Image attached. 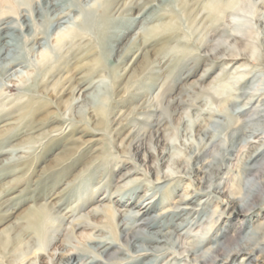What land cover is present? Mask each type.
Instances as JSON below:
<instances>
[{"label": "rangeland", "instance_id": "rangeland-1", "mask_svg": "<svg viewBox=\"0 0 264 264\" xmlns=\"http://www.w3.org/2000/svg\"><path fill=\"white\" fill-rule=\"evenodd\" d=\"M104 1L53 0L52 4L58 5L57 10L50 5L43 12L37 0L0 1V32L11 22L26 20L30 24L23 33H14L20 36L19 48L8 52L19 59V66L5 71L3 67L8 62L0 61V131L12 125L21 132L15 137L11 136L15 132L5 134L0 140V163L11 159L18 165L26 164L23 172L21 168L7 166L1 170L0 164V190H9L6 199L11 206L8 211L11 217L2 223L0 232L21 223L20 219L35 207V196L54 200L64 193L68 195L64 203L57 205V212L49 221V243L45 251L18 263L68 264L67 259L77 255V261L71 260L69 264H131L136 261L147 264L154 258L138 257L134 249L122 245L124 238L120 232L131 227L134 220L133 227L140 224L155 227L146 230L145 235L158 231L171 233V240L179 238L181 244L176 250L181 253L200 245L198 254L206 255L217 241L228 242L230 250L252 229L259 227V235L264 238V209L260 213L258 209L249 211L244 216L237 211L241 200L248 195L247 167H264V134L245 140L239 137L247 128L257 124L264 126V122L256 121L253 116L257 110L264 112V65L252 62L264 38V0H256L257 20L253 33L245 37L244 45H251L256 52L244 59L228 56V51L202 52L197 46L205 32L202 26L195 32L193 27L189 30L183 24V32L188 35L178 38L177 45L185 46L189 53L179 55L174 63L176 70L171 69L174 88L164 98L170 100L169 112L149 108L156 103L166 82L164 78L156 82L149 79L150 69L155 73L161 69L158 62L144 74L138 69V79L128 84L126 96L117 95L112 102L113 109L108 104L112 75L117 74V78L122 79L131 69L132 53L136 52L131 45L142 32L146 17L138 16L137 6L124 14L108 13ZM62 11L68 16L59 23L54 21ZM230 23L237 25L239 21L230 18ZM244 29L248 30V26ZM34 37L39 45L31 40ZM109 41H114L113 48ZM88 42L92 44L89 49ZM94 46L103 56V68H98L91 78L81 83L74 102L67 91L64 98L71 105L60 110L55 103L56 96L46 87L70 75L79 79L80 72L75 70L94 54L91 51ZM243 51L246 50L243 48ZM62 58L68 59L67 63ZM132 72L126 75L125 82ZM67 86L66 83V90ZM45 89L47 95L43 94ZM63 89L60 87L59 91ZM95 90L99 97L92 102L86 96L94 94ZM88 105L109 109L104 127L96 128V124L88 120ZM20 106H24V110ZM32 118H35L34 129L29 131L27 121ZM236 123L244 124L242 131L234 130ZM38 133L45 136L37 144L22 142L28 134ZM123 138L124 143L133 139L130 152L121 149L119 142ZM7 139L11 140L6 142ZM75 144L81 147L77 155L56 167V160ZM214 163L222 165L219 177L205 184V176L210 174L209 167ZM45 167H49V171L42 178L39 175ZM38 187L40 190L36 191ZM211 191L217 194L210 197ZM185 207L190 209L184 212ZM108 211L114 215L112 221L107 216ZM189 211L192 213L187 215ZM242 224L244 229L238 232ZM108 249L110 255L120 249L118 256L106 258L103 252ZM162 259L166 260L161 264H185L174 259V255ZM222 259L223 256L215 264H222ZM263 259L264 255L256 260ZM3 261L0 258V264H7ZM250 263L241 255L228 264Z\"/></svg>", "mask_w": 264, "mask_h": 264}, {"label": "bare ground", "instance_id": "bare-ground-1", "mask_svg": "<svg viewBox=\"0 0 264 264\" xmlns=\"http://www.w3.org/2000/svg\"><path fill=\"white\" fill-rule=\"evenodd\" d=\"M37 1L40 3L39 8H41L42 12L43 10H46L47 7H50V5H52L51 7L54 8V10H57L58 8V5L52 4L53 0H37ZM104 2L106 5L105 10L108 11V13L116 12L118 14H124L127 11H131L132 7L137 6L138 16H140L141 19L146 17V22L144 23L145 26L141 28L142 32L131 45V46H134V48L136 49V52H133V53L131 52L132 55H134L133 64L129 66L131 67V69L125 72L122 79L121 77H119L118 79L116 76L117 74L112 75L113 80L111 81L113 85H112V91L110 92L111 97L109 99L108 96H105L107 98L106 100L109 99L108 104L110 103V106L112 109L114 108V106H112L114 105L112 103L113 99L117 97V95H120V94H122L120 97L126 96V92H128L127 91L128 84L133 82L132 79H135V78L138 79L137 74L139 72L140 74L146 73L147 70L151 68L150 67L151 65L158 62V65L159 67L161 66V69L159 70L158 73L153 72L152 70L153 68L150 69L149 73L151 74H150L149 79L156 82L160 80V78H164L166 79L167 83L165 82V84L162 86L161 93L158 95L156 103L152 104L149 108L153 109L154 111L162 110L163 112H169L171 110L170 100H167V101L164 100V98L167 95V92L168 93L173 92L172 88H174L171 85L172 80L170 78L171 76L170 72H171V69L176 70V67H175L176 65H174V63L176 62V60H178V56L189 53L188 48H186L185 46L179 47V45H177V42L179 43V41H177L178 38H180L181 36L186 37V35H188L185 32H183V27H182L183 24L186 25V28H188L189 30L190 28L193 27V30L195 32L202 26V31L204 30L205 32L199 38L200 40L197 44L198 48L201 49L202 52L211 53V52H216L217 50L218 53L220 54V52L228 51L229 53L228 56H231L233 58H235V56L241 57V59H244L246 58V56L252 55L256 52L255 49L253 50L251 45H248V46L244 45L245 37H249V35L253 33L254 21L257 20V14H258L259 7L257 6L256 0H176L175 2H177V4L175 2H172L171 0H105ZM49 9H48V12H49ZM201 14H203L202 17H200ZM153 15L155 16V18L157 17L155 21L153 20L154 18ZM67 16L68 15L62 11L58 15V17L55 16L56 18L53 20L59 23L61 20H63ZM42 17L44 18V14H42ZM230 18L237 19L239 23L237 25H233V24L231 25ZM29 25H30L29 22L26 20L24 23L11 22V23L6 24L3 27V30L0 32V61L2 60V61L8 62V64H5L6 67H3L5 71L9 68H13V67L15 68L16 66H19V59L13 55H10V53L8 52L10 50H13L15 52L17 48H19L17 46H18V41H20V36H16L14 33H17V32L20 34L23 33L22 31L24 30V28L29 27ZM246 26H248V30L244 29V27ZM231 33L235 35L233 36ZM31 40L34 42L35 45H39V40L37 39V37H34ZM110 43H111V47L115 45L114 41H109L108 44ZM86 46H87V49H89L90 46L92 47V44L88 42ZM105 47H107V45ZM258 47L260 49V52H256L257 53V55H255L256 58L252 62L254 65L258 64V65L263 66L264 65V38L262 40V43L259 42ZM243 48L246 51H243ZM91 51H93L94 54L91 55V57L88 58V61L82 64L78 68V70H75V72H80L79 75L81 77L79 79H75L74 75H70V77L66 78V80L64 78L62 80L53 82V84L50 87H46L47 90H50L51 92H53V96H56V99L58 102L55 101V103L58 106L57 108H59L60 110H62L63 108H67V106L71 105L69 100L67 101L65 100L66 98H64V95L67 91H70L68 93L70 97L72 98V102H74L75 100L78 99L75 94L80 89L81 83L85 80H88L89 77L91 78V76L98 70V68H101V67L103 68L104 66L103 56H101V54L99 53V51L97 50L95 46L93 47ZM62 60L63 62L67 63L66 61L68 59L62 58ZM132 67L134 70H132ZM115 68H118V67H115ZM138 69H140L139 72L137 71ZM130 71H133V72L129 76V79H127V81L125 82L124 79H126V75L128 76ZM117 79L119 80V82H116ZM66 83L68 85L67 90L65 87ZM174 83L175 82H173V84ZM60 87L64 88L63 91L61 92L59 91ZM47 90L43 93L44 95H47L48 93ZM96 92L97 91L95 90L94 94L93 93L88 94L86 97L91 99V101L93 102L94 98L96 99L97 97H99V94H96ZM21 110H24V109L22 108ZM89 110H90V114H89L88 120L93 121L96 124L95 125L96 128L104 127L105 126L104 119L105 117H107L109 109L107 110L106 106H103L100 109H97L93 106L92 107L89 106ZM263 113H264L263 110H257V113L253 114L256 121L264 122ZM129 114H131V112ZM82 120L83 119L81 118L80 122ZM34 121H35V118H32L30 119V121H27L29 122V131L30 130L32 131L34 129L33 128V124H35ZM243 125L244 124L236 123L234 130L242 131ZM11 132H15L14 135H11L12 137H15L17 136V134L21 133L20 130H16L15 128H13L12 125H8L4 130L0 131V140L3 139L5 134L7 135ZM145 133H147V131H145ZM38 134L37 135L28 134V136L26 135L27 138L22 140V142L35 145L38 142H40L41 139L45 136L44 133L43 134L41 133L39 135ZM120 134L118 132V137ZM262 134H264V126L257 124L256 126H252L250 128H247L245 131L240 132L239 137L244 138L243 140H245L248 137L257 138L258 136ZM221 135L223 136V134ZM9 140L11 139H7L6 142H8ZM132 140L130 138V141L128 143H124V138H123V140L119 142L120 147H122L121 149H123V151L125 152L127 151L130 152V148L132 146L131 142H133ZM95 141H99V139H96ZM212 148L215 150L216 146L213 145ZM102 149L106 150L107 147L106 148L103 147ZM80 150H81V147H79V144L73 145L71 148H68V151L63 155V157H60L58 161L56 160L54 165L56 167L61 165L63 162L77 155V153ZM99 158H101V156ZM0 164H1V170L5 169L7 166V167H12L13 169H18V170L19 168H21L23 169L21 172H23L24 167H26L25 163H21L18 165V163L16 164V162L12 161L11 159H6V161H2V163ZM221 166L222 165H220L219 163L211 164V167H209L211 168L210 174L205 176V179H206L205 184L212 183L214 178L219 177ZM47 171H49V167L43 168V170L41 171L42 173L39 176H41L42 178L43 176L46 177V175L48 174ZM246 176H248L247 182H246V189H247L248 195L245 199L241 200L242 204L237 209L238 213L241 216H244L249 211H253L256 209H258L260 213L261 210L264 209V167H260V166L256 167L254 165L253 166L249 165L246 169ZM38 190H40L39 187L36 188V191ZM216 194L217 193L215 191H211L208 195L209 196L211 195L214 197ZM7 195H9V190H3V191L0 190V226L2 225V223L8 221V219L11 217V215L8 212L11 209V206L9 205V200L6 199ZM67 196H68L67 193H64L62 196H60V198H56L54 200L49 199V198H48L49 200L48 199L46 200L47 197L44 198L41 195L35 196V200H34L35 207H33L31 210H28L29 212L26 215H24L22 219H20L21 223H18V225L14 224L13 226H8L7 228H5L4 230L0 232V258L4 259L5 263L7 262V264H19L18 262L19 261L23 262L24 258H27L29 256L37 257L40 254H42L45 251L44 247H46V244L49 243L48 238H47V234L50 229L49 221H51L53 215L57 212L55 210L57 208V205H60L63 201H65L67 199ZM201 202L202 201H200V203ZM187 209H190V208L185 207L183 211L185 212V210ZM191 210H194V209L191 208ZM195 211L196 210H194L193 212ZM106 213H107L109 220L112 221L114 218V215L110 211ZM186 213L187 215H190L192 211H189V213L188 212ZM258 215H261V214H258ZM133 224L131 227H127L125 230H123V232L122 231L120 232V236L124 238L122 245L125 248L134 249L133 252L138 257H143V258L149 257V256L153 257L154 260H151V262L147 264H158L159 262L161 264L165 262L166 260V259H162L163 256L168 257V256H173V255H174V259L178 260V262H185V264H215L220 259V257L222 258V256L224 257V260L222 259L223 260L222 264H228L229 260L230 261L231 259L236 260L237 257L238 256L241 257V255L246 257L249 263L252 261L253 262L259 261L256 264H264V259L256 260L259 256L264 255V238L263 237L261 238V235H259L261 231V227L257 229L256 228L252 229L245 238L241 239V241H237L235 248L228 250V246H227L228 242L217 241L216 244H214V246L212 247V249H210V251L206 253V255H199L198 253L201 248L200 245H197L192 249H187L183 253H181L178 250H176V248H178L181 244L180 239L173 238L171 240L170 238L171 233L161 234L158 231L157 232L150 231L147 233V235H145L144 233L146 230L147 231L153 230L155 227L152 228L150 227L151 225L147 227V225H144V224L136 225L133 227ZM243 229L244 227L242 224L240 225L238 232L242 231ZM115 235L119 236L116 232H115ZM172 237H173V233H172ZM168 247H170V249ZM119 251L120 249L119 250L116 249V251L110 255V249H108V250H105L103 254L105 255L106 258L110 259V258L117 257ZM77 258H79L77 255H72L71 257L67 259L68 264L71 262V260L77 261ZM131 264H139V263L136 261ZM250 264H253V263H250Z\"/></svg>", "mask_w": 264, "mask_h": 264}]
</instances>
